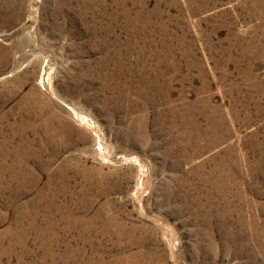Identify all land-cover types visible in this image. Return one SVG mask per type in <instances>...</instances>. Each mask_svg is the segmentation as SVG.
Listing matches in <instances>:
<instances>
[{
  "label": "rangeland",
  "instance_id": "obj_1",
  "mask_svg": "<svg viewBox=\"0 0 264 264\" xmlns=\"http://www.w3.org/2000/svg\"><path fill=\"white\" fill-rule=\"evenodd\" d=\"M0 77V264H264V0H0Z\"/></svg>",
  "mask_w": 264,
  "mask_h": 264
},
{
  "label": "bare ground",
  "instance_id": "obj_2",
  "mask_svg": "<svg viewBox=\"0 0 264 264\" xmlns=\"http://www.w3.org/2000/svg\"><path fill=\"white\" fill-rule=\"evenodd\" d=\"M20 44L21 46L18 49H16L15 52L14 60L17 65H15L13 69L10 70L9 72L7 71L8 73L4 74L2 77L10 76L14 71L19 70L24 64H26V62H28L32 57L34 56L37 57L38 55H41L43 57V62H44V65L42 66L41 74L38 78V82L41 88L54 102V105H56L59 108L58 110H61L63 113L69 115L72 119H74L80 124L85 125L91 130L95 144L93 147H90L88 149L86 148L85 151L89 153H93L98 157L106 158V155L102 147L103 144L101 141L102 135L97 131L98 128H96L95 122L88 115L80 112L72 104L60 98L55 92L53 86V76H54L53 69H55L54 68L55 55H53L54 52L51 49H49V46L37 45L38 46L37 47L34 45L35 46L34 47L32 43H30V40H28V38L25 36L23 37V41Z\"/></svg>",
  "mask_w": 264,
  "mask_h": 264
}]
</instances>
